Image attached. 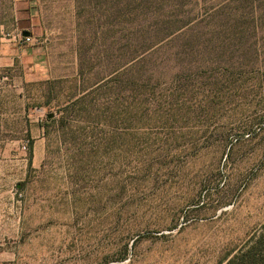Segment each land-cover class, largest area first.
<instances>
[{"label": "rangeland", "instance_id": "rangeland-1", "mask_svg": "<svg viewBox=\"0 0 264 264\" xmlns=\"http://www.w3.org/2000/svg\"><path fill=\"white\" fill-rule=\"evenodd\" d=\"M109 1H38L46 78L0 94V264H225L264 225V0H187L186 36L116 73ZM28 11L0 0V40Z\"/></svg>", "mask_w": 264, "mask_h": 264}, {"label": "trees", "instance_id": "trees-1", "mask_svg": "<svg viewBox=\"0 0 264 264\" xmlns=\"http://www.w3.org/2000/svg\"><path fill=\"white\" fill-rule=\"evenodd\" d=\"M186 3L187 0H110L106 10L108 21L112 24L116 19H121V24L125 25L123 39L127 42L123 62L112 73L120 72L127 66L130 70L135 62L142 61L151 51L186 36L192 26L191 20L182 17L177 11L171 13L172 9H178ZM119 5L120 8L117 7ZM130 25L135 26L134 32ZM132 35L135 36L136 44L129 54ZM225 264H264V225Z\"/></svg>", "mask_w": 264, "mask_h": 264}, {"label": "crops", "instance_id": "crops-1", "mask_svg": "<svg viewBox=\"0 0 264 264\" xmlns=\"http://www.w3.org/2000/svg\"><path fill=\"white\" fill-rule=\"evenodd\" d=\"M29 7V16L25 19H19L17 29L7 33L8 37L0 40V94L4 93L8 81L14 80V74L17 73V79L30 81L34 78L45 79L47 68V46L46 41L35 44L34 32L38 24V1L39 0H21ZM30 36L34 40L33 45L22 46L14 39L15 35ZM9 85V84H8ZM38 118H33L32 124L24 132L31 133L37 129V136L31 137L34 145L42 140V128L37 124ZM14 138V137H13ZM35 153V150L33 151Z\"/></svg>", "mask_w": 264, "mask_h": 264}, {"label": "built area", "instance_id": "built-area-1", "mask_svg": "<svg viewBox=\"0 0 264 264\" xmlns=\"http://www.w3.org/2000/svg\"><path fill=\"white\" fill-rule=\"evenodd\" d=\"M14 39L16 40V42H18V44H20L22 46H29V45H33L34 44V40L30 36H22L21 34H17V35H15ZM27 143H28L27 141H24L22 143V145H21V150L22 151H26L27 150Z\"/></svg>", "mask_w": 264, "mask_h": 264}, {"label": "water", "instance_id": "water-1", "mask_svg": "<svg viewBox=\"0 0 264 264\" xmlns=\"http://www.w3.org/2000/svg\"><path fill=\"white\" fill-rule=\"evenodd\" d=\"M24 36V35H23Z\"/></svg>", "mask_w": 264, "mask_h": 264}]
</instances>
